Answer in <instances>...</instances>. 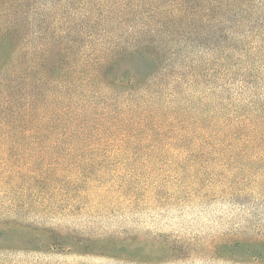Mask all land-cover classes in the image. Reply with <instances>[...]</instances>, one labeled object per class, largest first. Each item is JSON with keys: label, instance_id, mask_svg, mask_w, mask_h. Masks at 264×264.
I'll use <instances>...</instances> for the list:
<instances>
[{"label": "trees", "instance_id": "1", "mask_svg": "<svg viewBox=\"0 0 264 264\" xmlns=\"http://www.w3.org/2000/svg\"><path fill=\"white\" fill-rule=\"evenodd\" d=\"M26 1L0 0V12L10 18L0 26V150L63 149V159L79 160V150L114 146L125 152L156 135L201 139L223 158L225 150L233 157L261 150L246 157L264 159V92L247 100L248 107L236 106L227 113L211 106L200 89L204 82L234 73L232 52L240 57L249 52L243 40L236 44L246 51L214 45L228 41L231 32L222 37L220 25L228 16L236 18L237 9L244 11V3L76 0L77 6L68 7L74 0H59L37 6L47 16L40 14L38 28L24 35L27 23L11 16ZM239 17L236 25L243 19ZM127 18L131 28L125 26ZM206 42L218 49L217 55ZM222 66L225 71L219 72ZM19 169L4 175L28 174L32 185L46 177L35 169ZM85 173L68 168L55 177ZM9 217L0 212V238L16 231L18 222ZM39 230L34 235L39 246L61 249L75 243L88 248L92 241L81 237L74 242L71 233L55 228Z\"/></svg>", "mask_w": 264, "mask_h": 264}, {"label": "rangeland", "instance_id": "2", "mask_svg": "<svg viewBox=\"0 0 264 264\" xmlns=\"http://www.w3.org/2000/svg\"><path fill=\"white\" fill-rule=\"evenodd\" d=\"M58 1L27 0L11 18L27 23L22 31L31 35L48 12L37 6ZM239 1L245 10L219 23L222 37L231 32L228 41L214 45L240 52L245 49L236 42L243 40L249 52L246 57L232 52L234 73L200 87L211 106L227 113L248 107L247 100L264 92V0ZM9 19L0 12V26ZM131 25L127 18L125 26ZM206 45L217 55V48ZM138 139L143 140L139 134ZM177 139L154 135L125 152L114 146L88 148L77 152L79 160L63 159V149L0 150V212L18 222L13 234L0 238V264H264V159L246 157L261 150L234 157L225 150L223 158L201 139ZM14 168L46 177L32 185L28 174L4 175ZM68 168L87 173L55 177ZM234 168L237 173L227 176ZM22 227L35 234L55 228L71 233L74 242L92 241L88 248L39 246L35 234Z\"/></svg>", "mask_w": 264, "mask_h": 264}]
</instances>
